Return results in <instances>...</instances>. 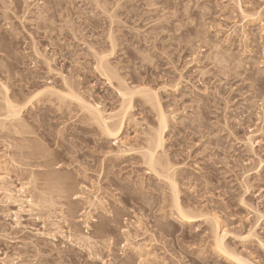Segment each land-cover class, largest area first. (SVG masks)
Returning a JSON list of instances; mask_svg holds the SVG:
<instances>
[{"label": "rangeland", "instance_id": "rangeland-1", "mask_svg": "<svg viewBox=\"0 0 264 264\" xmlns=\"http://www.w3.org/2000/svg\"><path fill=\"white\" fill-rule=\"evenodd\" d=\"M143 88L190 222L144 158L152 104L133 95L115 138L75 101L111 124L118 90ZM0 120V264H239L215 221L264 264V0H0ZM28 173L60 191L44 220L17 193Z\"/></svg>", "mask_w": 264, "mask_h": 264}, {"label": "bare ground", "instance_id": "bare-ground-1", "mask_svg": "<svg viewBox=\"0 0 264 264\" xmlns=\"http://www.w3.org/2000/svg\"><path fill=\"white\" fill-rule=\"evenodd\" d=\"M35 53H37V52H35ZM100 60H102V59H100ZM48 64V63H47ZM100 64H102V62H100ZM102 66V65H101ZM100 66V67H101ZM101 69H102V67H101ZM108 78V77H107ZM108 80V79H107ZM2 87V86H1ZM5 87V86H4ZM4 87H2V89H3V91L6 89V88H4ZM123 87V86H122ZM47 89V88H46ZM140 89V88H139ZM134 90L133 89V91H131V90H129V89H119L118 90V95H120V97H121V99H122V101L123 102H121V105H120V109H121V111L122 112H120V121L119 122H117V121H113V123H114V125H113V123H111L112 122V120H111V124H109V121H110V119L112 118V119H114L113 118V114L111 115L110 114V116H108V115H105V114H103L101 111H100V108H98V107H96V106H94L93 104H89V103H87V102H85V100L84 99H81V98H79V96L77 95V97H76V94L74 95L75 97H76V99H75V97H74V99H75V101L76 100H78L79 101V103L78 104H82L81 105V108L84 110V111H86L87 113H88V115L91 117V119L94 121V123L96 124V125H99L98 126V128L100 127V130H102L104 133H105V135H107V136H109V137H115V138H117V135L120 133V131H121V129H122V125H123V120H126V119H124V117L126 116L127 117V113H128V110L130 111V109H131V98H133V95H135V94H142L143 95V97L148 101V102H150V104H152V106L155 108V110H157V121H158V124H159V126L161 127V129H160V127L158 128L159 129V131L157 130V131H155V132H153V134H151L150 136H149V139H148V143L146 144V146H147V153L145 154L144 153V155H145V157L144 158H146V155L148 156V158H147V164H148V170H150V171H152L153 173H157L160 177H163L164 176V179H166V180H168V184H169V186H170V188H171V193H172V201H173V208H175L174 210L176 211L175 213H176V215H177V218L179 219V221H182V220H184V222H188L189 220H192L191 219V217L190 216H188V214L186 213V211H184L183 210V208L181 207V205H180V202L178 201L179 199H178V191H177V188H176V185H175V181H173L174 179H172L173 177H172V175H171V173L170 174H168L169 172V169H168V164H167V162H165V164H164V160L161 158V160H162V162L163 163H161V161L160 160H158L159 159V157L158 158H156V152H158L157 151V149H161L162 148V145H163V137H162V129H163V127L165 128V126H166V122H167V120H166V115H165V113H164V111L160 108V106H159V102H158V99H157V96L155 95V92H151V91H147L146 89H144V91H142V89L141 90ZM145 90L147 91V92H145ZM49 91H52V93H53V95L55 94V96H58V95H60V92H58L59 94L58 95H56V91H54L53 89H51V90H47V92H49ZM6 92V93H5ZM40 92L41 91H39V94H40ZM51 92H50V94H52ZM4 94L6 95L7 94V91L5 90L4 91ZM3 94V95H4ZM38 93H36L35 94V96L37 97L38 95H39ZM63 94V95H62ZM65 93H61V95L59 96V98L61 99L63 96H64V98H66L69 94L68 93H66L65 95H64ZM71 94V93H70ZM73 95V94H72ZM35 96H33V97H35ZM66 96V97H65ZM5 97V96H4ZM4 97H3V99H4ZM33 97L31 98V99H33ZM68 97H70V98H73L72 96H68ZM10 98H8V95H6V97H5V99H4V103H3V105H4V107H5V109H6V114H9V116H11V117H13V118H16V116H20V113H18V112H21V110L20 109H18L17 108V106L16 105H13L14 103H12V101H10L9 100ZM73 99V100H74ZM30 100V99H29ZM63 100V99H62ZM16 106V107H15ZM3 107V108H4ZM20 110V111H17V110ZM119 109V110H120ZM18 113V114H17ZM121 113H122V115H121ZM6 114H4V115H6ZM104 115L106 116V117H104ZM8 116V115H7ZM7 116H6V119H7ZM18 116V117H19ZM10 117V118H11ZM18 117H17V119H18ZM89 117V118H90ZM10 118H8V119H10ZM91 119H89V120H91ZM5 120V119H4ZM12 120H14V119H12ZM16 120V119H15ZM19 120V119H18ZM20 120H22V119H20ZM10 121H11V119H10ZM0 122H1V120H0ZM20 122H23V121H19L18 123H20ZM92 122V121H91ZM117 122V123H116ZM21 124V123H20ZM23 124H24V122H23ZM25 125V124H24ZM21 126H22V124H21ZM101 131V132H102ZM114 138V139H115ZM250 141V140H249ZM248 141V142H249ZM250 143V142H249ZM250 145H251V143H250ZM249 145V146H250ZM253 145V144H252ZM150 148V149H149ZM146 152V151H145ZM166 161V160H165ZM164 164V165H163ZM38 166V165H37ZM157 168L158 169H160V171H162V172H165L164 174H163V176H161L160 174H159V170L157 171ZM168 172V173H167ZM27 176L26 177H28L27 178V181H26V183L19 189V190H17L18 192V195H20V194H23V202H25L26 204H28L29 206H30V208L29 209H31V212H33V213H36V216H37V218L39 219V220H44V219H46L47 218V215H48V212L50 211V207H51V205H54L55 203H53V202H55L56 200H58V198L59 197H61V195L60 194H57V192L59 193L60 191L59 190H57V188L54 186V188H50L51 186V184L52 183H48L49 181H50V179L48 180V182L45 184V185H35L36 183L33 181L35 178H33V180H32V173L30 174V173H28V174H26ZM48 176H49V174H47ZM47 176V177H48ZM51 176V175H50ZM49 176V177H50ZM34 177V176H33ZM48 177V178H49ZM51 178V177H50ZM2 178L0 177V180H1ZM46 180V179H45ZM43 182V181H42ZM45 182V181H44ZM51 182V181H50ZM42 184V183H41ZM47 184H49V185H47ZM32 185V186H31ZM49 186V187H47V186ZM29 186H31V187H29ZM6 187V186H5ZM27 187H29L32 191H30V192H28L27 194H26V192H25V188H27ZM52 187H53V185H52ZM8 188V187H7ZM7 188H5L4 189V191H7V193H9V194H7V195H10L11 194V189L9 190V188L7 189ZM7 189V190H6ZM30 189H28L27 188V190L26 191H29ZM4 193V192H3ZM17 193H15V194H17ZM22 196V195H21ZM11 198V196H8L7 198ZM20 197V196H19ZM17 198H18V196H17ZM19 201H20V198H19ZM22 201V200H21ZM20 201V202H21ZM57 203V202H56ZM22 204V203H21ZM20 204V205H21ZM50 206V207H49ZM47 208H49V209H47ZM20 209V208H19ZM47 210H49V211H47ZM22 211V210H21ZM47 211V212H46ZM52 211V210H51ZM18 212H20V210L18 211ZM50 213V212H49ZM182 220H181V219ZM190 222V221H189ZM214 227H213V229H214V233H213V244H214V246L213 247H215V250L216 251H218L219 252V254L220 253H222L223 255H226V258L227 257H229V258H231V259H234L235 260V262L236 263H239V264H253V263H251V262H249V261H246V260H243V259H241V258H239L237 255H233L232 253H230L227 249H225L226 247L224 246L225 244H224V238H225V236H226V233H222V234H220V233H218V232H220V230H219V226H218V223H217V221H215L214 222V225H213ZM85 239V238H84ZM87 239V238H86ZM82 239L80 238V241H81ZM86 241H88V239L87 240H85V242ZM228 252H227V251ZM233 260V261H234Z\"/></svg>", "mask_w": 264, "mask_h": 264}]
</instances>
